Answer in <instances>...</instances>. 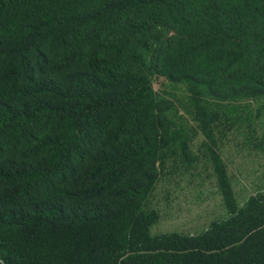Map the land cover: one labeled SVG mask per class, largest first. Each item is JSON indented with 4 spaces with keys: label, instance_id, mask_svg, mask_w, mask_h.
Returning a JSON list of instances; mask_svg holds the SVG:
<instances>
[{
    "label": "trees",
    "instance_id": "obj_1",
    "mask_svg": "<svg viewBox=\"0 0 264 264\" xmlns=\"http://www.w3.org/2000/svg\"><path fill=\"white\" fill-rule=\"evenodd\" d=\"M156 77L206 135L208 98L264 95V0H0V264H264V192L238 207L220 167L224 218L152 234Z\"/></svg>",
    "mask_w": 264,
    "mask_h": 264
},
{
    "label": "rangeland",
    "instance_id": "obj_2",
    "mask_svg": "<svg viewBox=\"0 0 264 264\" xmlns=\"http://www.w3.org/2000/svg\"><path fill=\"white\" fill-rule=\"evenodd\" d=\"M153 89L159 99L173 105L170 115L177 143L146 202V210L159 215L151 232L201 233L226 216L216 167L225 172L238 207L264 192V95L208 98L205 114L216 122L207 126L206 135L186 85L156 77Z\"/></svg>",
    "mask_w": 264,
    "mask_h": 264
}]
</instances>
